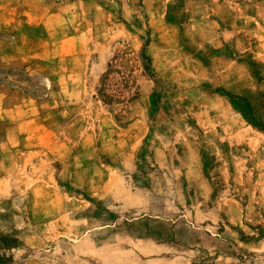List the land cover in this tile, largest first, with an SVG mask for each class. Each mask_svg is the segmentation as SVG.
<instances>
[{
	"label": "rangeland",
	"instance_id": "374dc122",
	"mask_svg": "<svg viewBox=\"0 0 264 264\" xmlns=\"http://www.w3.org/2000/svg\"><path fill=\"white\" fill-rule=\"evenodd\" d=\"M43 1L0 0V97L51 112L0 132V264H264V0H45L41 51Z\"/></svg>",
	"mask_w": 264,
	"mask_h": 264
},
{
	"label": "crops",
	"instance_id": "0c3cea01",
	"mask_svg": "<svg viewBox=\"0 0 264 264\" xmlns=\"http://www.w3.org/2000/svg\"><path fill=\"white\" fill-rule=\"evenodd\" d=\"M50 2L47 1H43L42 3V23H37L35 24V10L32 7V10H30L31 12L28 13L27 18H26V23H23V27H25L27 30H30V37H28V41H32V42H37V43H41V44H37V47L40 48L42 47L41 51H46L45 49H47L46 45L47 43H50V39H49V35L47 34V32L49 31V13H46V16L44 15V12L47 10L45 9V7H50ZM46 18V20H45ZM21 25H13V29L18 31V27ZM38 29H42L41 35L42 37L39 38L40 35V30ZM37 33V35L35 36V34ZM30 38V39H29ZM35 53V52H34ZM33 53V54H34ZM37 53V52H36ZM28 54L30 53H25L23 55L19 54L18 50H12V54L8 55L11 60L17 61V65H19L21 62L20 60H26V58H28ZM32 54V53H31ZM30 54V55H31ZM36 57V56H35ZM21 58V59H20ZM65 61L64 64H66L65 67V76H69V83H75L76 82V75H78L77 69H78V63L73 61V57H64ZM62 59L58 61V63H62ZM39 65V63H36ZM43 70L45 71V69L43 68ZM74 71V73H73ZM60 88H70V89H77L79 88V86L77 85H70V86H60ZM27 103H20L19 99L15 100L12 99V101H10V103H4V99L2 97H0V132L3 133L4 129H8V130H12V129H18V127L15 125V122H18L20 120L19 118V111H22V114H24L25 119H21V121H27L28 123H40V126H36V127H31L30 131L33 132L32 134L37 135L38 131H41V128H44L43 122L47 121L48 118L50 119L51 117V112H45L41 111L40 109H38L35 113H29V110L27 109L28 105H29V101L24 99ZM33 105V103H32ZM25 107V108H24ZM32 114L34 116H32ZM4 124L6 126H4ZM45 130H48V127L45 126ZM41 136V135H40ZM59 142L61 143V139H59ZM65 145V144H63ZM14 145V148L10 149L9 152H11L12 154H19L24 152V149L20 148V145ZM34 153H37L40 151V149L35 148L33 150H31ZM50 151V150H49ZM4 154H3V159L0 162V167L4 166V160L6 159V153L8 152V149L3 150ZM30 152V151H28ZM43 152V151H42ZM46 153H48V151L46 150Z\"/></svg>",
	"mask_w": 264,
	"mask_h": 264
}]
</instances>
